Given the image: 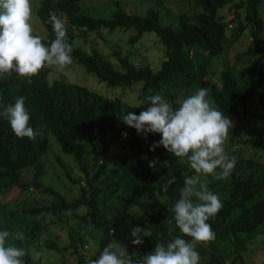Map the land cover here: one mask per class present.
<instances>
[{
	"label": "trees",
	"instance_id": "1",
	"mask_svg": "<svg viewBox=\"0 0 264 264\" xmlns=\"http://www.w3.org/2000/svg\"><path fill=\"white\" fill-rule=\"evenodd\" d=\"M83 1L40 0L36 15L47 31V38L43 41L46 46H50L55 38L52 25L48 23L49 13L55 12L65 21L73 60L99 82L120 88L141 84V100L148 101L149 96L160 94L171 102L173 109L179 107L180 102L175 101L179 96L183 100L198 89L206 88L209 90L206 99L224 115L239 117L240 112L244 113L236 128L229 130L232 142L246 129L245 116L264 122V113H249L253 101L264 109V68L260 67L264 60V39L261 38L264 27L258 11L264 0H194L201 12L195 14L192 21L181 15L176 27L161 25L159 13L154 9L137 15L116 8L109 18L92 17L82 13ZM236 1L245 6L243 21L237 13L230 22H224L219 18L218 10ZM232 22H236L237 29H232L229 36L226 30ZM131 28L136 32L129 40L131 44H135L142 34L152 32L164 46V61L158 71L137 68L127 57L116 53L121 65V71H117L97 50L86 52L75 44L76 38L89 33ZM246 29L250 32L251 45L236 59L247 67L236 71L226 66L220 73L219 83L211 81L213 60L222 57L225 45H234ZM48 77L46 67L31 78V84L27 78L15 73L7 79L0 78V113L6 106L14 105L17 98L23 97L30 115L29 126L40 133L35 139L18 138L8 120L0 115V195L12 188L28 190L32 185L53 197L49 205L21 210L0 202V230H22L28 236L29 244L34 246L47 229L48 223L41 220L44 215L59 217L69 213L77 221V229L81 228L87 235L94 229L99 232L101 251L112 242V232L116 228L115 222L104 213L103 185L117 191L116 200L122 209L139 207L151 220L150 232L135 252L138 256L134 260L154 251L156 243L167 244L181 236L175 224L173 207L179 199L185 177L196 173L162 146L149 151L151 145L161 139L160 134L149 133L142 138L123 122L124 115L129 112L139 115L146 107L125 105L119 99L104 97L63 80L49 81ZM122 133H127L126 138ZM49 134L55 137L64 154L74 158L84 174L86 188L81 189V195L75 200H67L52 187L41 183L47 173L43 158L50 148ZM89 154L94 156L96 164L101 161L92 176L85 161ZM153 159L159 163L155 168H149L148 163ZM165 161L171 164V169L162 167ZM25 170L33 171L31 183L22 182ZM169 171L176 177L175 183L170 185L167 183ZM229 178L227 187L212 190L219 196L222 208L208 221L215 239L197 248L199 255L206 259L205 264H226L224 246L232 247L229 253L237 255L234 262L244 248L242 235L255 233L264 224V164L238 159ZM147 199L151 200V207L157 214L146 211L143 202ZM82 206L87 211L79 215L76 211ZM170 222L174 227L169 226ZM74 233L69 232V245L61 247L53 240H45L38 252L48 248L64 253L72 247ZM182 238L190 240L189 237ZM25 264H31L30 257L25 258Z\"/></svg>",
	"mask_w": 264,
	"mask_h": 264
},
{
	"label": "rangeland",
	"instance_id": "2",
	"mask_svg": "<svg viewBox=\"0 0 264 264\" xmlns=\"http://www.w3.org/2000/svg\"><path fill=\"white\" fill-rule=\"evenodd\" d=\"M39 2L40 0H32V23L35 34L41 35L46 39L47 31L38 22L39 19H37L36 15ZM116 8L137 15H144L147 10L154 9L159 13L161 25L172 27L178 25L181 15L187 16L192 21V17L201 12V9L195 6L194 0H85L83 1L82 13L92 17L109 18ZM258 11L264 27V1L260 4ZM237 13L240 14L243 21L245 6L239 5V1L228 4L218 10L219 18L226 23L230 22ZM232 29H237L236 22L228 25L227 35L230 36ZM135 33L133 28L126 31L115 29L112 32L100 30L89 33L85 37L76 38L75 44L86 52H90L91 49L97 50L117 71H121V65L116 59V53L121 57H127L128 61L137 68L147 67L154 72L158 71L164 61V46L152 32L142 34L135 44H131L129 40ZM261 38L264 39V28ZM250 45L251 36L249 29L243 32L234 45H225L222 57L213 60L212 66L214 68L212 69L213 73H210L211 81L219 83L220 73L226 66L236 71L247 67L242 65V62L238 61L236 56L244 52ZM260 67L264 68V60ZM48 69L49 81L55 79L63 80L82 86L104 97L119 99L125 105L148 107L149 101L140 99L141 84H136L131 88L111 87L104 82H99L94 75L88 74L75 60L62 70H58L55 67ZM175 101L181 102L182 97L179 96ZM249 113H264V109L256 101H253L249 107ZM225 116L229 117L234 123V127L231 129L234 130L239 119L243 118L244 113L240 112L239 117ZM244 122L246 129L241 133L240 137L232 142L230 135H228L224 145L225 151L229 156H235L236 160L251 159L264 164V122L250 115L245 116ZM48 139L50 148L43 158L47 173L42 178L41 183L44 186L52 187L67 200H75L81 195V189L86 188L84 174L76 165L74 158L61 151L52 134L48 135ZM85 161L90 171V176L94 175L101 161L99 160L98 164H96V159L92 154L87 155ZM219 171L220 169H217V172ZM32 177L33 171L25 170L22 173V182L31 183ZM201 180L212 191L227 187L230 178L228 176L227 178L217 179L215 175H208L201 176ZM116 194L117 191L106 189L103 185L101 186V195L105 196L104 200L106 202L104 213L110 221L116 224V228L112 232V242L116 240L126 248L129 254H132L141 247V245L133 246L132 229L135 227L142 229L144 233L140 238L144 242L145 237L150 232L152 223L150 218L143 214L139 207L130 206L128 209H122L120 203L116 200ZM160 200L163 202V197H160ZM52 201V196L45 194L41 189L34 188L32 185H30L28 190L12 188L7 193L0 195V202L20 210L36 205H49ZM143 204L146 205L148 213L157 214L156 209L151 207V200L147 199ZM86 211L87 208L82 206L76 212L81 215ZM171 217H173L172 213ZM41 220L48 223L47 229L39 242L31 246L34 251H38V248L45 240H53L61 247L67 246L70 244L69 232L73 233L75 231V235L72 247L64 253L42 248L39 264H90L92 259L99 257V232L97 230L94 229L91 234L87 235L81 228L77 229V221L69 213H64L59 217L53 216V214H46ZM80 225L83 227L82 224ZM171 225H173V222L169 223L170 227ZM242 239L244 248L234 262V257L237 255L229 253L232 247L224 246V252L227 253L226 264H264V224L259 226L255 233L243 234ZM205 263L206 259L200 256V264Z\"/></svg>",
	"mask_w": 264,
	"mask_h": 264
},
{
	"label": "clouds",
	"instance_id": "3",
	"mask_svg": "<svg viewBox=\"0 0 264 264\" xmlns=\"http://www.w3.org/2000/svg\"><path fill=\"white\" fill-rule=\"evenodd\" d=\"M32 21V0H0V78L7 79L15 73L31 84V78L44 68L62 70L73 63V48L67 40L65 21L55 12L49 13L48 23L55 37L50 46L45 45L43 36L35 34ZM208 96L209 90L200 88L173 109L171 102L155 94L147 98L148 107L139 115L129 112L122 117L123 122L142 138L149 133L160 134L161 139L154 142L149 151L162 146L196 173L185 177L173 207L175 224L182 235L167 244L156 243L154 251L140 260H134L138 254H129L115 240L99 251V257L92 259L90 264H200L197 248L215 239L208 221L222 208L219 196L209 190L201 176L227 178L236 164L235 156H229L224 147L234 123L211 105L206 99ZM0 115L8 120L18 138L35 139L40 134L29 126L30 115L23 97L17 98L14 105L6 106ZM126 136L127 133H122V137ZM158 163L153 159L148 167L155 168ZM162 167L171 169L172 166L165 161ZM175 180L169 171L167 183L173 184ZM143 233L140 227L132 229L133 246L143 244L140 238ZM28 239L19 229L0 230V264H25L26 257H30L31 264H37L41 253L32 250Z\"/></svg>",
	"mask_w": 264,
	"mask_h": 264
}]
</instances>
